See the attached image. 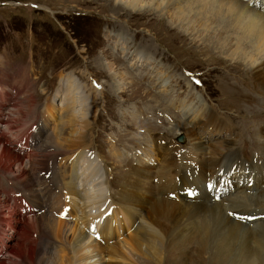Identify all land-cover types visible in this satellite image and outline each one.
<instances>
[{
  "label": "rangeland",
  "instance_id": "1",
  "mask_svg": "<svg viewBox=\"0 0 264 264\" xmlns=\"http://www.w3.org/2000/svg\"><path fill=\"white\" fill-rule=\"evenodd\" d=\"M114 1L0 0V122H7L10 133L14 132L6 138L7 142L0 137V150L4 148L7 151L4 156L0 155V159H3L0 167V185L5 186V176L13 184L14 190L21 186V194H28L32 202L41 208L45 207L43 214L23 220L25 222L18 223L16 228L12 226L14 230L5 234L9 239H4L7 247L0 257V264H50L54 256V259L57 258L58 253L62 254V258L59 256L60 264L94 262L90 259L86 260L87 262L84 260L86 257L91 258L87 246L76 250L77 246L70 242L67 232L61 227L58 229L56 225L61 222L64 224L62 227H65V224L70 223L64 221L60 215L61 208L65 205L68 206V217L73 219L76 215L77 218L80 216L78 211L81 205L76 212L69 210V196L61 187L71 159H79L78 174L84 184L94 180L95 176H103L101 197L97 201L94 197L86 198V202L94 198L93 202L88 204L87 212L95 215L97 213L93 212L97 206L101 210L108 206L110 208L107 210L111 211L115 218L121 215L117 195L122 183L121 175L124 176L128 164L132 166L134 163L132 150L139 149L138 141L145 140L149 146L152 141L168 136V143L177 146L180 153L193 154L194 141L190 135L194 130L187 131L192 127V119L196 122L199 120L200 123L206 119L208 121L211 115L215 118L214 121H209L208 125L201 127L202 130L213 128L211 138L207 140L204 131L198 133L199 140L204 142L202 152L206 155L210 147L213 149L218 143H222L221 141L233 139L235 145L232 148L239 159L242 158L240 160L243 164L256 163L264 168V99L258 100L255 83L256 87L252 85L254 92L246 85L251 75L249 62L240 61L234 58L233 54L231 56L235 48L225 51L214 46L216 44L212 46L202 37H198L195 30L201 31L200 28L188 30L187 25L182 24L175 16L177 6L165 8V2L150 1L140 3L132 9V6L124 3L126 0ZM116 3L119 8L113 9ZM122 30L128 33V39L124 40L123 45L117 44L120 35H116V31L123 32ZM137 47L141 48L135 50ZM151 53L156 54L154 58L160 65L166 64L164 70L152 69L157 62H154ZM137 54L148 59H145V64L131 65L136 62L134 55ZM170 72L172 73L169 74ZM151 73L161 75L158 81L162 85L157 81L146 82V74L151 79ZM194 74L200 77L199 85L194 84ZM181 76L186 81L189 79L193 82L194 86L190 83L192 88H189L182 81L180 85L177 82L170 83ZM137 88L140 90L135 93ZM180 90L184 92L181 93ZM188 91H191V94L185 96ZM171 95L178 98L176 102ZM184 96L185 102L181 100ZM63 101L66 105L71 104L70 110L59 109L60 105H65ZM71 115L75 117V123L68 127L66 122ZM168 115L176 119L179 125L176 123V127H172L168 124L163 118ZM216 118L222 122L221 130L217 128ZM81 123L83 126L79 127ZM32 124L33 130H29L30 133L25 136ZM231 128L234 129L232 136L229 135ZM69 130L74 131L76 135L77 131L80 134L77 141L79 147L76 149L66 148L69 143L66 144L68 137L65 132ZM216 131H219L220 137L214 134ZM74 132L72 135H75ZM1 134L4 132L0 131V136ZM33 135L38 140L29 141ZM178 136L183 138L182 143L176 140ZM32 142L33 145L30 146L33 150L30 151L29 143ZM79 149H84L90 157L86 154L84 158L81 155L76 157L77 152L73 151ZM151 150L152 147L148 148L149 155L145 157L142 154V164L153 163L149 160L153 158ZM139 156L136 155L135 158ZM87 158H95L100 168L84 164L87 163ZM99 158L105 162L103 171ZM194 159H200V156L197 155ZM196 166L199 169V165ZM207 181L208 179L204 183H208ZM42 182L46 190H42ZM260 182L255 180L254 184ZM96 187L95 185L92 190ZM263 189L256 187L258 194L264 195ZM3 191L9 193L12 190L0 188V212L9 214L13 217L10 219L11 223H15L14 217H19V214L15 208H8L6 201L2 199ZM39 192H42V197L41 193L39 194L41 198L37 196ZM228 195L227 198H230ZM253 197L258 198L257 195L248 197L246 202L252 201ZM172 199L176 200L175 197ZM51 210L56 211L57 219L51 217ZM51 223L55 225L52 232L48 228ZM33 224L34 226H31ZM0 225V231H5L4 224L1 222ZM263 225L264 223L254 220L248 228L256 226L255 231L250 228L241 229L245 233L252 232L253 240L249 241V245L253 246L254 234H257V230ZM31 228L35 229L43 240L40 239L38 245L33 241V248L29 242L31 234L28 229ZM17 231L23 237L21 242H14ZM49 232L50 234H47ZM127 235V231L121 233L119 238H115L116 243ZM32 237L34 238L35 234L32 233ZM105 241L106 239L100 240L97 248L98 258H101L104 264L111 261L112 264H117L113 252H108L110 249L105 248L106 244L103 245ZM233 256L239 258V255ZM174 259L169 257L164 264H176ZM254 263L264 264V256L262 259L252 256L244 262ZM53 264H56L55 261ZM187 264L235 262L207 257Z\"/></svg>",
  "mask_w": 264,
  "mask_h": 264
},
{
  "label": "bare ground",
  "instance_id": "2",
  "mask_svg": "<svg viewBox=\"0 0 264 264\" xmlns=\"http://www.w3.org/2000/svg\"><path fill=\"white\" fill-rule=\"evenodd\" d=\"M116 1L119 0H115L114 2ZM150 1L151 3L165 2V8L171 5L174 7L177 6V11L175 13L176 18L182 21V24H186L188 30L192 29L194 31L200 28L201 31L195 30L198 37H202L203 40L208 41L207 43L212 44V46L216 44L214 46L222 50L225 49V51L230 50V48H235L231 56L233 54L234 58L236 57L240 61L246 60L250 64L251 75L249 83L246 84L247 87L251 88L254 92L253 87L256 84L257 88L254 89L259 96L258 100L261 101L264 99V0H256V3L253 1L249 2V0L247 2H242L240 0H126L124 3L129 4V6H132V9H134V7L140 3ZM147 4L149 5V3ZM116 8H119L118 3L113 6V9ZM254 9H257V11ZM116 32V35H120L117 39V44H125V41L128 39L126 38L128 37V33L125 31ZM106 33L108 34V32ZM228 41L229 44L227 43ZM139 48L141 47H137L135 50H139ZM127 52L128 49L125 50V53ZM151 54H153L152 58L156 56L154 53ZM121 55H123V53ZM134 59L136 62H133L131 65H138L137 63L145 64L146 58L141 55H134ZM155 61L157 62V59L154 58V62ZM131 65L128 66L133 67ZM165 66V63L164 65H160L157 62L152 69L158 68L159 70H164ZM152 74L153 73H151L152 80L148 78V74H146V82L157 81L162 85V83L158 81L161 75L157 73L156 75L153 74V77ZM194 76L197 77L195 74ZM135 79L138 80V78ZM181 81L184 82L185 85L187 84L189 88H192V86H190V80L186 81L182 76L170 81V83L177 82L178 85H180ZM138 90L140 89H135V93H137ZM184 90H180V92L183 93ZM143 94L146 95L145 92ZM187 94L190 95L191 91H188L185 96ZM185 96L181 99L184 100V102L186 99ZM171 98H173L175 102L176 99H178L176 97L174 98L173 95H171ZM64 104L65 105H60L59 109L70 110L69 107H71V104L66 105V102ZM163 118L166 119L167 123L171 124L172 127H176L174 124L178 121L176 122V119L172 116L168 115ZM209 118L208 121L207 119L200 121L202 125L199 123V120L196 122L195 119H192L190 122L192 123V127L187 131L192 132L191 130H194L190 135L194 141L192 146V149H194L193 154L188 153L184 155L180 153L176 148L177 146H172L168 143V136H164L163 138L160 137V139L152 141L149 146L145 140L138 141L139 149L137 150L135 148L136 150H132L134 163H132V166L130 165L131 167L129 164L128 166L126 165L127 169L124 172V176L121 175L123 177L122 183L120 182V190H118L117 193L118 207L121 215H118L119 217L116 218L111 211H108V208H110L108 206L106 209L104 208L105 210L103 211L99 210L97 206L93 212L97 213L95 215H90L89 212H87L88 204L92 203L94 198L97 201L100 199L99 197H101L100 192L102 193L101 190H103V178L98 175L95 176L96 178L94 180L86 181V184H84L80 174H78L79 170L77 163L79 159H71L70 166L65 170L66 178H64L65 176L63 177L65 183L62 182L61 187L64 188L63 190H66L64 192L69 196V204L71 207L69 210L71 209V211L76 212L78 206L81 205L78 211L80 216L77 218L76 215L73 219L67 216V221L70 223L65 224V227H62L63 223L61 224V222L56 225H58V229L61 227L62 230L64 229V232H67L68 237H70L69 239H71L70 242H73L77 246L76 250L86 246L88 247L91 258L86 257L84 259L85 261L90 259V261H94L92 264H104V262L100 260L101 258H98L97 248L100 243L90 239L91 235L95 232H97L101 239H106L103 245L106 244L105 248L107 247L110 249L108 252H113L111 253L114 255V259H117V264H164L167 258L172 257V259H174V256L177 257L174 259L176 264L196 263V260L200 258L206 259L207 257L211 259L217 257V259L219 258L227 262L232 260L235 264H240L241 262L244 264V262L252 256H257V259H262L264 256V225L257 230V234H254L255 240L253 246H251L249 245V241L253 240L252 232L245 233L241 229L250 228L252 231H255L256 226L261 224L254 226V228H248L247 222L242 224L241 220L247 221L249 215H257L258 213L251 214V211H255V209H260L261 214L264 213V195L261 193L258 194L256 190V187L264 188V175L261 173L264 169L262 168L263 165L259 166L256 163H249L248 165L243 164L240 160L242 158L239 159L237 153L232 148V146L235 145L233 139L224 140L225 142L221 141L222 143H218V146L213 149L210 147L207 155L205 152H202V144H204V142L199 140L198 133L204 131L205 138L207 140L211 138L210 135L213 128L209 129V127H207L205 130L201 129L202 126L208 125L209 121H214L215 119L212 115L209 116ZM74 121L75 117L71 115L66 125L69 127L75 123ZM216 121L217 128L221 130L222 126L220 127V125H222V122L217 118ZM178 123L177 125H179ZM82 126L81 123L79 127ZM67 132H65V135L68 137V139L66 138V144L69 143V145H66V148L76 149L79 147V143L77 142L79 140V132L77 131L78 135L71 130ZM72 132H74L75 135H72ZM218 132L219 131H216L214 134L220 137L221 134ZM232 133H234V129L231 128L229 129V135L232 136ZM199 136L201 135L199 134ZM0 137L3 138L4 134H1ZM181 141H183V139ZM150 147H152L151 157L153 156V158L149 160L153 163L142 164V154L144 157L149 155L147 152ZM4 152L7 151L3 148L2 151L0 150V155L4 156ZM75 152H77L76 157L78 158L80 155L83 156V158L86 156L84 154V149L74 150L73 153ZM130 154L131 153H128V155ZM136 155L140 156L135 158ZM197 155L198 157L200 156V159L195 160L194 158H196ZM1 156L0 158H2ZM138 159L139 161H137ZM2 161L3 159H0V167L2 166ZM187 162L191 164H187ZM86 164L91 166L95 165L93 160L90 161L89 159ZM196 165H199V169ZM229 171L231 176L227 175ZM206 179H208L207 182L209 184H216L224 180L228 187L225 190L219 188L214 192L211 185L210 192H207L204 190V182ZM255 180L261 182L255 185ZM239 183L242 185L240 186ZM247 184L248 186H246ZM95 185L97 186L96 189L92 190ZM229 189H232L229 195L233 193L236 194L233 196L230 195V198H227V195L224 197L225 191ZM97 192H99L100 195L96 194ZM256 195L259 199L253 197L254 199L252 201L248 200V202H246L248 197ZM90 197L94 198L86 202V198ZM173 197L180 202L173 200ZM81 202H83V204ZM5 215L4 211L0 212V221L6 228V230L3 231L4 234L14 230L11 228L12 226L16 228L18 223H23L25 222L23 220H26L20 217H14L16 219L15 223H11L10 219L13 217H10L9 214ZM100 217H102V219ZM260 223L263 224L264 222ZM34 224L38 225L37 222ZM34 224L31 226H34ZM53 227H55L53 223L48 226L51 232ZM34 230H32V228L31 230L28 229L29 234L37 233V231ZM125 231L128 232L127 237L120 238V241L116 243L115 240ZM47 234H50V232ZM61 234H63V231ZM59 235L60 234H58V236ZM29 242H31V247L33 248V241H31L30 237ZM47 242L45 244H47ZM5 246L7 247V245ZM69 251L67 253H69ZM6 253L10 254L8 251H6ZM59 254L60 253H58L56 259H54L55 256L52 258L50 264H53L54 261L56 264L61 263L59 258L62 254ZM233 254L239 255V258H235ZM43 255L44 254H42V256ZM42 261L44 262V260ZM109 264H112V261L109 262Z\"/></svg>",
  "mask_w": 264,
  "mask_h": 264
}]
</instances>
